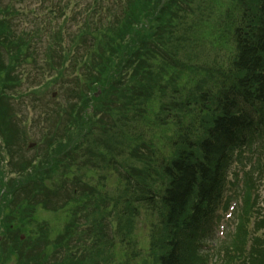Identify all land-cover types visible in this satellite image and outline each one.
Wrapping results in <instances>:
<instances>
[{
  "label": "trees",
  "instance_id": "16d2710c",
  "mask_svg": "<svg viewBox=\"0 0 264 264\" xmlns=\"http://www.w3.org/2000/svg\"><path fill=\"white\" fill-rule=\"evenodd\" d=\"M25 1L0 0V116L28 110L61 80L69 103L64 111L42 103L46 118L56 116L53 140L13 178L0 172V264H264V217L249 195L217 262L198 249L230 154L244 145L264 154V0H50L49 19L19 12ZM221 55L237 59L229 71L214 65ZM72 76L83 78L75 85ZM100 115L109 138L90 145L84 172L68 160L93 139ZM110 187L115 194L104 196ZM40 203L69 205L56 243L43 236L46 222L26 226ZM144 212L147 250L134 237ZM114 227L108 241L104 229Z\"/></svg>",
  "mask_w": 264,
  "mask_h": 264
},
{
  "label": "rangeland",
  "instance_id": "374dc122",
  "mask_svg": "<svg viewBox=\"0 0 264 264\" xmlns=\"http://www.w3.org/2000/svg\"><path fill=\"white\" fill-rule=\"evenodd\" d=\"M9 1L10 0H4L5 4H8ZM66 1H68V0H61L62 4H65ZM49 5H50V0H26L23 4L17 5V8H18L17 10L19 12L32 11L35 13L36 12L37 13H43V14H45V17L47 19H49L50 17H52L50 14L51 11L48 10ZM80 6L82 8H84L85 5L81 4ZM71 12H72V10H68L67 14H70ZM58 21L60 23H62L63 21H66V16L60 14V19ZM16 23H17V20H16ZM67 27H68L69 31L73 30L71 28L70 24H68ZM37 29H34V30L36 31ZM39 29L41 30L42 28L39 27ZM64 35L68 36L67 33H65ZM54 92H57V91H54ZM54 98H56V97H54ZM60 98H61V96H60ZM32 103H33V106L36 108V114L39 115L40 112L38 110L40 107V103H42V102L41 101H32ZM32 116H35L34 112L30 113V117H32ZM41 127H43V126H40V128ZM28 131L30 133L35 132V138L37 139L38 129L34 128V126L32 125L31 122H29V124H28ZM35 138H33V140L30 142L24 143L23 147H22V151L28 152L30 157L34 156L35 149L32 148V149L28 150L27 147H28V145H32L31 143H34ZM263 205H264V198H263ZM40 213H41L40 220H45V221L49 222L53 228L58 229L60 232L64 229L65 224H67V218L65 217L64 214L63 215L62 214H54V213H50V212H46V211L39 212V214ZM226 213H223L221 215L220 219L215 220L214 223L211 225L210 231L208 233V237L206 238V246L210 249L218 246L224 240V238H226V236L230 233V231L233 228L232 227L233 222H234L232 220L233 218L229 219L228 217L230 216V213H228V214H226ZM146 224H149V221L147 220V215L142 214V216L140 217V220L136 224V230L139 233V235L144 236L147 233L146 232L147 231ZM25 250H27V249H25ZM4 251H6V247L4 248ZM25 253H32V252L28 251ZM36 253H40V252H36ZM63 253H64V250H62L60 252L59 256H61Z\"/></svg>",
  "mask_w": 264,
  "mask_h": 264
}]
</instances>
